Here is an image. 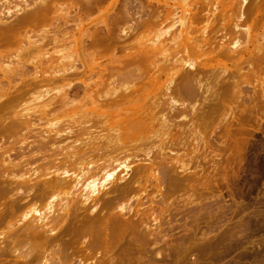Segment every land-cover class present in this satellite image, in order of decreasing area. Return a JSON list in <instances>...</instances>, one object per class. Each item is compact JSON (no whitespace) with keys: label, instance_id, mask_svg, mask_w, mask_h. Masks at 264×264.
I'll return each mask as SVG.
<instances>
[{"label":"bare ground","instance_id":"6f19581e","mask_svg":"<svg viewBox=\"0 0 264 264\" xmlns=\"http://www.w3.org/2000/svg\"><path fill=\"white\" fill-rule=\"evenodd\" d=\"M2 1H4V2H0L1 3L0 6H2L3 3L4 4H6V3L10 4L11 3L10 2L11 0L10 1L8 0V2H6V0H2ZM57 1L58 0H30L31 3H26L27 1H22L24 4H23V6H20V5H22L21 4L22 2H20V0H19V2H20L19 5L18 4L13 5V3H12L13 7L9 6L7 4L8 6L3 5L2 8H0V42L4 43L5 45L7 44V46H5L4 48H6V47L8 48V50H6L7 48L3 49L0 47V50L2 49L0 52H5V50L7 52L10 51L9 50V48H10L9 44L11 43L12 39H14L13 41H16V39L18 40L21 37L22 40L19 39L20 41L13 42L14 45H11V46L12 47L15 46L14 48L18 49L17 46L19 45V43L21 41H23L25 46H23L22 42L20 43V44H22V46L21 45L20 46L23 48H21L22 52H19L20 48L18 49L19 50L18 51L19 52L18 57L20 56L21 57V58L19 57L20 59L24 58L26 60V61L22 60L23 62L26 63L25 65H24V63L18 64L16 66H11V67L7 64L4 66L1 65L0 66V72L2 74L0 73L1 74L0 77L2 79H4V78L7 79V81H6L7 84L6 83L5 84L8 86V85L12 84L11 83L12 81H13V84H15L14 83L15 79H13V77L15 75H19V76L21 74L25 75V73L30 71V70H28V67H26L28 61H30V63H32L31 65H32V69H33V70H31V72H29V74L27 73L29 75L30 80L27 78L28 75H25V78L23 77L24 78L23 80H26V78H27V81L28 80L31 81V82H29V81L27 82L30 84H29V86H27L26 89H24V87H26L25 86L26 83H23L25 81L20 82L21 84H24V86L22 87L24 90H21V87H20V89L17 88L20 84H18L17 86L12 84L8 87L6 86L7 88L4 91L3 89L5 88L4 87L5 84L1 83V84H4V86H3L4 88L2 87V85H0V89L2 90V91H0V96L2 98L4 96L6 100L4 98L1 99V97H0V100H3V101H0V114H2L5 111H7V113H8V110H11V108L9 106L8 110H6L7 109L6 107L8 105H10V103L14 106L15 103H17V100H19V97H21V96H22V99H24V98L26 99L29 96H32L33 99H41V102L36 106L37 111H38L37 112L38 116L36 115L37 117H40V115L44 114L43 112H45V114L47 112L46 115H48V112L51 111L48 108L52 106L51 104L54 105V103H56V102L57 103L58 102L63 103L61 105V107L63 105L68 106L71 103L72 107L74 105V107L76 109L77 105L75 106V103H72V101H73L72 97H74V96H75V98L77 96L80 97L79 94L82 92L83 94L82 95L80 94L81 95L80 101H82L83 95H87L89 97V98L87 97V99H91V100H89V102L91 101L90 103L92 105H94V108L96 107L95 105H97V107L104 105L103 108L105 106H107V107L105 109H103L101 106V108H102L101 110H104V111L106 110L107 112H105V113H108V111H110L111 113L113 112L112 117L114 115H116L117 113L119 114V116L117 114L116 119H115V117H113L116 120V121L114 120L115 121V123H114L113 118L111 116H110L111 117L110 119H108V117H106L108 120H106V118H105V116H109L111 114L110 112H109L110 114L108 113L109 115L108 114L107 115L101 114L104 111H101L100 108H98V109L95 108L96 111L99 110V112L98 113L96 112L97 115L92 116V117H94V120H93V118L91 120V115H92L91 113L93 111H90V110H94V108L91 107L90 110H88L89 108L87 107L88 109H85V111H84L85 113L84 112L83 113L87 115V112H88L89 113L88 116H90V117H88V116L86 117V115L85 116L83 115L84 119L81 118V120H78V119L76 120V122L79 121L80 124H82V123L84 124V125L82 124L83 126L80 125V127L77 126V127H79V129L76 128V129H78V131L76 129H74L75 126H73V129H72V126L68 125L65 128L57 127L56 129H52V130L44 132V131L36 130V129H33L30 127V125L32 124L31 120L33 119V117H31L32 115H31V113L29 114V112H26V111L24 112L22 110H21L22 112L17 111V110L16 111L12 110L14 113L12 114V113H10L11 112L10 111L9 113L11 114L10 115L11 117L9 116V118H7L8 115L6 116L3 113L7 119L5 120V118H3V116H1L2 118H0V121H1V119H4V121H1L2 123L0 122L1 123L0 124V139L3 137H4L3 139H5V137H7V139H9L10 137L13 136L14 138L16 137L18 140H16L17 141L16 143H14L13 141H15L16 138L15 139L13 138L14 140L13 141L11 140L13 142V144H11V145L8 144L9 146L0 147V264H87L88 259H86V257L90 258V257H88V256H90V254L89 255H87V254H88V252L92 253V249L94 250V247L100 248L102 246L103 249L102 248H100V249L105 250V252L108 253V251H111V247L113 248L112 245L113 244L115 245V243L118 241V239L121 236L126 237L127 231H128V233H129V231L130 232H133L134 230L137 231L136 228H138V226H140V225L141 226L143 225V223H141L143 219H142V216H140V215L146 214V212H148V211L150 212L151 210H153L152 207L146 208L147 206L145 207V209H143L142 207H144L143 206L144 200L141 201V199H140L141 195H143V197H144L145 195H148V193H150L151 190L150 191L148 190V192H147V189H148V186L151 185L153 182H154V186H155V189H153V190L156 191V193H157L156 196L160 197L159 199L156 198L157 199L156 202L162 203V204L164 202V200H162V201L160 200L162 197H164V195H162V192H161V188L163 189V187H161V186L163 185L164 182L167 181L165 179H167L170 175V172H172V170H171V169H173L172 161L175 160L177 162V158H178V160H180L179 159L180 155L179 156L176 155L178 153V151H175V149L179 148L180 145H182V147L187 145V142L189 141L188 140L189 137L193 138V139H194V136L196 139L198 137H200L199 142L201 141L200 143H202V145L207 144V142H208V138H207L208 136L207 135H206L207 137L205 136L206 138L204 140L203 138H201L202 136H199L197 134V128L198 127L199 128L204 127V126L207 127V124L209 123L208 120L210 119L209 117H208L209 119L208 118L205 119L206 118L205 116H207V115H204V111H208V110L207 109L204 110L203 106H202V108H203L202 109L201 106H199V104L201 102L203 103L205 101L211 102V98H212V100L214 98H218L219 93L216 94V92H219V90H221V89L216 91L217 90V89L215 90L216 87L214 86L215 87L214 88L212 86V84L213 85H216V84L212 83L208 79L209 76H206L207 72L209 70L208 69L206 70V68H205L206 65L204 62H202V59H207L210 56L203 58L204 56H206L205 54L209 55L210 53H214L212 56H214V55L223 56L225 58V60L226 59H229L232 61L235 60L238 63L240 61H243V59L245 57L244 55L247 54L249 57H250V55H253V57H250V59H251V58H254L255 53L253 51L255 49H257L256 53H257V51L259 53V50H260V48H259L260 46L258 47V46H255L253 44L255 40H253V38L250 34L251 32L249 30V26H248L249 25L248 22H250V21L254 22L255 21V20H253L252 16L253 15L256 16V13L259 12L257 4H255L254 2H253L254 4L250 3L252 0H129L131 4H133L132 1L133 2L137 1V4H135L136 11L133 10L137 16L135 17L134 15L130 14L125 9L126 11L123 15V20L125 21V24H127V25L124 26L123 28H121V30L119 31V30H117L119 25L115 24V22H114V25L118 26L116 29V32L119 31V33L122 34L123 40L126 42L125 43L123 41L125 44H127V42H128V44H130L129 42L131 41L130 40L131 38L128 39L130 41H126L125 39L130 37V35L132 33H134V31H135V33L136 32L140 33L142 30L141 34L144 35V36H142L144 39V42H142L141 45H139L140 47L136 45L139 48H136L134 50L140 49L139 51H137L138 55L136 58L133 57V55H131V54L136 53L133 50L134 44H132V41L130 44L131 46L128 44L125 45V44H123V42H122V44L119 43L121 45V47H122V45H124L121 50H123V49L125 50V48H126L127 53H126V51H125V53L128 54V55H126L124 53V50H123L122 54L124 53L125 58H123L122 60H124V62H125V60L129 61L131 63V66L129 68L128 66L130 65V63L129 62H128L129 64L124 63L119 58L118 61L119 62L121 61L120 62L121 66H124V64H127L128 66L125 65V67L127 66L128 68H125V67L121 68V66H118L115 63L114 65L115 66L117 65L118 67H120L121 70L117 69L118 67L116 68L114 66H113V69H111L112 67L110 66L111 70L108 69V71H112V72L115 71V72L119 73L122 71V69H124V70L130 69L129 72L125 70L127 75L129 74V76H130V75H132V73L134 71H136L135 67L137 65H139L140 71H136L133 76H130V77H133L131 79L128 76V78L130 79V81H129V79L127 78V75L125 76L126 73L123 70L120 74L121 76L119 75V77L124 78V76H125L126 78L123 79V80H125L124 82L126 83V81H128L130 83H127V86L122 85V86H119L118 88L117 87H115L114 89L112 88L113 89V90L111 89L112 92H110L108 94H103V97H101L102 99H100V96H102V95H100V96L97 94L95 95V93H97V92H95L94 90H95V87H97V85L94 84V86H93L94 88H91L87 82L84 83L85 80H83V79H81V81L79 80L81 82V85L80 84H73V82L72 83L66 82V84L61 89H59L55 93L51 94L50 91H48V89H47L48 88L46 86V84H48L47 82L50 81L51 83H53L54 80L56 81L59 79H60V81H63L61 79H63L65 76H66V78H64V79H67V78H69V77H67V75L72 76L73 74H76L77 72H75V70H78V69H75V67H74V66H76L74 63L75 61H72V62H65L64 61L65 59L69 58L68 57L69 54L68 55H66V54L60 55L59 57H57L54 60L50 57L51 60H50V58H48V60H47L46 56H48V53H46L47 51H45V53H44V47L47 46L48 44L45 46H42L41 44H43L44 42L41 43V41H44V40H42V39L39 40L40 39L39 37L41 35V37L43 38V35H46L45 33H47V32L49 35V32H51L48 30L49 28H47L48 31L45 30V33L43 32V34L37 33L38 35H36V32H34L35 29H33V28H32V30H33L32 36H28L27 33L32 31L30 29L31 27H35V26L40 27L41 30L43 31L44 28L42 29V26L45 25V22L48 20V17L49 16L51 17V14H54L53 12H51V11H53L52 8L56 7V6L58 7L55 10V12H56V15L59 16L57 14V11L58 12L63 11L64 6H66L65 3L69 2V0H67L66 2H65V0L64 1L60 0L61 3L65 2L64 3L65 5L62 6L63 3L60 5V1H58V2ZM74 1H78V3L80 1V5L83 8L82 12H84L85 9L90 10L93 7L94 8L96 7V10H97V6L99 7L100 4H102L106 0H74ZM111 1L112 2L114 1V3H116L118 0L117 1L111 0ZM111 1H107V3L108 2L112 3ZM125 1L123 0L124 3H125ZM12 2H15V1L13 0ZM54 3H55V5H56V3H58V4L56 6L54 5L53 7H51L52 4H54ZM69 5H71V4H69ZM219 5L221 6V9L217 10ZM59 6H61L60 11L58 10ZM78 6L79 5H77L76 7H78ZM113 6H114V4H113ZM124 8H127V7H124ZM124 8H121V9H124ZM104 9L106 10V8H103V10ZM65 11H66V9H65ZM65 11H63V12H65ZM77 12H75V13H77ZM49 13H50V15H49ZM69 13H68V15H69ZM1 14H2V16H1ZM117 14H119V13H117ZM74 15H72V16H74ZM77 16L78 15L74 16V18ZM255 16H254V18H255ZM5 17H8V18L11 17L13 19L12 20L9 19L10 21L7 19L8 20L7 21V20H5ZM53 17L56 18L55 15ZM68 17H70V16H68ZM68 17L62 18L65 20V22L61 21V25H60V23H58L56 21L57 22L56 26L62 27L63 22H64L63 25L70 22L69 20L71 19V17L69 18L68 22H66L67 21L66 18H68ZM74 18H72L71 22H73ZM77 18H79V16ZM261 19H262V17H261ZM261 19H259L260 22H261ZM56 20H58V19L56 18ZM78 20L79 21L76 23L77 26L79 24L81 25L82 21H84L83 19H81V17ZM80 20H82L81 23H80ZM126 21H128L129 23L131 22V23L128 25V23ZM47 22H46V25L47 24L49 25V23L51 24L52 21L48 22V23ZM74 22H75V19H74ZM40 23H42V24H40ZM199 24L200 25L202 24V25L200 26ZM122 25H123V22H122ZM65 26H64V29L68 28ZM46 27L47 26H45V29H46ZM61 27H59V28H61ZM40 28H39V30H40ZM51 28H53V27H51ZM54 28H55V26H54ZM54 28H53V32L56 31L55 30L56 28L55 29ZM22 29H24V30L26 29L25 32H27V33H24V31ZM27 29H30V30L27 31ZM107 29H106V31H108L110 28L108 30ZM137 29H141V30L138 31ZM20 30H22L21 33H19ZM37 30L38 29H36V31ZM39 30H38V32H39ZM62 30L60 31L61 33L57 31L58 33H60V36L63 32ZM66 30L67 29H65L64 32ZM42 31H40V32H42ZM86 31L87 30H85V32ZM66 32H68V31H66ZM66 32L62 34L63 37L61 36L62 38H65V40H67L66 35L68 34V33L66 34ZM78 32L81 35V34H83L84 30L81 31V29H80V31L78 30ZM22 33L26 34L27 37H25L24 34L22 35ZM16 34H18V35L16 36ZM20 34L22 36H24L27 40L26 39L23 40V38ZM34 34L39 39L36 36L33 37ZM55 34H56V32H55ZM64 34H66V35H64ZM79 34H77V35L79 36ZM136 34H133L132 36H136ZM48 35H47V37L45 36L46 38H48V40L50 39L49 38L50 36H53V38L51 37L52 39H50L49 42L46 39L47 43H49V44L52 43L54 46L55 43H53L54 42L53 39H56L54 37V33H53V35H51V33L49 36ZM77 35H75L76 37H73L74 41H76L75 38L76 39L80 38V37L78 38ZM87 35L88 34H86V36ZM100 35L102 36V34H100ZM116 35H115V38L118 40L119 37H121V36L118 37V35L117 36ZM57 36H58V34H57ZM83 36L85 37V35L83 34L80 38L81 40L83 39ZM109 36H111V35H109ZM13 37H15V38H13ZM31 37H33V38H31ZM61 37L59 39H60V41L62 40V42L64 43L65 40L63 41V39ZM71 37H69V38H71ZM89 37H90V35H88L85 38L88 39ZM98 37H99V35H98ZM34 38H36V39H34ZM43 39H45V38H43ZM120 39H122V37ZM46 40H45V42H46ZM89 40H90V38H89ZM51 41H53V42H51ZM69 41L72 42V40H69ZM74 41H73V43H75ZM55 42H58V40ZM62 42H60V44H59V42L57 43V47L59 45L58 48L61 47ZM68 42H67V44L69 45V43H71V42H69V43ZM82 42H84V40L80 41L81 44H83ZM95 42H96V40H95ZM100 42L101 41L97 40L96 43L100 44ZM70 45H69V47H70ZM77 45H75V47H77ZM113 45L114 46L112 48L109 46L111 48V52L113 51L112 53H110V51H109V53L112 55H114V53H115L114 51H116V49H114V48L116 45H118V43L117 44L113 43ZM39 46L43 47L42 52H41V50H40V52L38 51L40 49ZM78 46L81 47V45H78ZM83 46L81 48H83ZM128 46H130L133 51H131V49ZM42 47H41V49H42ZM63 47L68 48L64 45L61 48L63 49ZM84 47H86V46H84ZM92 47H94V46H92ZM95 47H97V46H95ZM95 47H94V49H92L93 51L91 50L90 47H88L90 49H89V51L86 50L87 52L85 51V49H81V48L80 49H81V52H82V50L85 52V53L84 52H82V53L85 54L86 56H89L88 54H90V55L92 54V56H95L94 53L96 54L99 52V50H101V49H99L101 47V45H100V47H97L98 49ZM88 48H86V49H88ZM110 48H109V50H110ZM128 48L130 49L129 50L130 53L128 51ZM35 49H37V50H35ZM62 49H61V52L64 50V49L63 50ZM80 49H78V51ZM96 49L98 50V52L96 51ZM31 50H33V51H31ZM23 51H25V52L23 53ZM26 51L27 52L29 51V54H31L34 51H35L34 52L35 54H36V52H38L37 54H39V58L37 61H35V64H33V62H34L33 58L29 57V58L33 59L31 62V60L26 59L27 57L26 58L23 57L24 55H26V56L28 55V53ZM58 52H59V50H58ZM73 52H75L74 47H73ZM261 52H263V53H261ZM21 53H23L24 55L23 54L21 55ZM76 53H78V52L76 51ZM82 53L80 54L82 56L78 55L81 58L83 56H85ZM100 53H101V51H100ZM260 53H261V54H259L260 57L257 58L256 61L257 60H260V61L264 60V50L263 51L260 50ZM0 54H2V53H0ZM13 54H14V52H13ZM75 55H77V54H75ZM96 55H100V54L98 53ZM101 55H103V54L101 53ZM202 55H203V57L201 58V60H199V59L197 61L195 60L196 57L198 58V57H201ZM257 55H255V56H257ZM86 56L83 57L82 59L80 58V60H84V58H86ZM129 56H131L130 59L134 58L133 63H132V59H131V61L129 59H127ZM1 57L2 56H0V58ZM37 57H38V55L36 56L35 59H37ZM91 57L89 56V58L91 60H93L94 58H95L94 60H96L98 58V57L97 58L96 57L91 58ZM122 57H123V55H122ZM19 58H18V60H19ZM73 58H72V60H73ZM3 59H4V57H3ZM3 59H2V61H3ZM42 59H44V60H42ZM75 59H76V57H75ZM111 59H114V58H111ZM245 59H246V57H245ZM248 59L249 58H247L246 61H249ZM254 59H252V60H254ZM85 60L88 61V62L85 61V64H86L85 67H87L88 65H91V64L94 65V63L96 64V61H97L96 60L94 62V60H93V62L91 63V60L89 61L87 58ZM22 61L20 63H22ZM42 61H45V64ZM47 61H48V63H50L49 61L53 62L52 67L47 66V67H49L48 69L53 68L52 70H50V72L45 67L48 64V63H46ZM57 62H58V64H57ZM13 63H12V65H13ZM54 63L57 65L56 66L53 65ZM72 63H74V64H72ZM82 63L84 66L83 61H81V64ZM109 63H110V65H113L111 63H114V62L113 61L111 62V60H110ZM50 64H48V65H50ZM134 64L136 65L135 67H134ZM235 65H237V64H235ZM83 66H82V70L84 71V69H86V68L85 67L83 68ZM92 66L88 67L89 71L87 73L90 74L92 72V70L94 69L93 68L94 66L93 67ZM213 67L209 68V69L213 70L214 69ZM91 68H93V69H91ZM131 68H133V69H131ZM204 68L207 71V72H204L205 75L203 73ZM29 69H31V68H29ZM115 69L120 70V71L118 72ZM220 69L223 70V72H224V70L226 71V68L223 69L221 67ZM26 70H28V71H26ZM131 70H134V71H132V73H130ZM123 72H124V74H123ZM137 72H140V73H138V75H137ZM213 72L215 73L216 71H212V74H214ZM70 74H72V75H70ZM201 74H202V79H201ZM122 75H124V76H122ZM135 75H137V76L134 77ZM203 75L205 76V78L208 77L207 79L210 81V83H212V84H210V86H212L214 89H212V87L209 86L208 81L206 82V80H204ZM97 76H99V75H97ZM161 76H163V78L166 76L164 78V81L162 80ZM21 77H22V75H21ZM72 77H70V78H72ZM99 77L96 78V80L99 79V81H100V78L102 76L100 78ZM139 78L141 79V81L138 80ZM217 78L218 77L210 78V79L211 80L214 79V81L216 82ZM132 79H134V82H132L133 81ZM20 80H22V78ZM91 80H92V78H91ZM67 81H69V80H67ZM135 81H136V83H135ZM137 81H139V82H137ZM56 82H54V83H56ZM94 82H96V81H94ZM203 82H205V84ZM133 83L136 86L133 85ZM216 83H218V82H216ZM143 85L147 87V89H144V91H146V93L142 92V94H141V91H140V94H139V92H136L138 88H140V89H138V91L143 89V87H144ZM218 85H220V87H218V88H221V84H218ZM15 86L19 90H17L16 88L13 89V87H15ZM91 86H92V84H91ZM90 88L93 89L94 93H92L91 90H90L91 92L88 91V89H90ZM30 89L33 90L31 92V95L29 93L31 91ZM148 89H150V91ZM211 89L214 90L215 92L212 91ZM11 90H13L14 94H16V95H13ZM223 90L224 89H222L221 92H223ZM15 91L17 93H15ZM87 91H88V93H87ZM135 92L137 93L136 96H135V94H136ZM147 93H149V94L146 95ZM205 93H208V94L206 95ZM10 94H12L13 96H9ZM91 94H92V96H91ZM23 95H28V96L23 97ZM133 95L135 96V99H134ZM138 95H140V97L142 96L143 99L140 98ZM220 95H222V93ZM8 96H9V98H8ZM93 96H98L99 98L98 97L94 98ZM137 96L139 97V99L141 101L136 100V99H138ZM10 97H12V98H10ZM84 97L85 96H83V100H84ZM220 98H222V97H219L217 100L219 101ZM69 99H72V101H70ZM92 99H94V103H92L93 102ZM97 99H99V101ZM74 100H76V99H74ZM215 100L216 99H214L213 101H215ZM13 101H15L14 104H13ZM95 101L97 102V104H95ZM100 101H102L101 105L99 104ZM222 101H223V99H222ZM19 102H21V99L18 101V103ZM82 102H84V101H82ZM89 102H86V103H89ZM196 102H198V103L200 102V103L197 106H195ZM84 103H82L83 106L85 105ZM67 106H65V107H67ZM68 107H71V105ZM110 107H111V110H109ZM215 107H216V105H215ZM107 108H108V110H107ZM112 108L114 111L112 110ZM4 109H5V111H4ZM12 109H14V108L12 107ZM53 109L55 110L56 108H53ZM39 111H41L40 115H39ZM115 111H116V113H115ZM119 111H122V112L120 113ZM44 115H43V117H44ZM121 115L124 116V118L122 117L119 119V117ZM202 115H203V118L205 117L203 119V122H204V120H206V122H208L207 124L202 122V120H201L202 118H200V117H202ZM95 116H96V119H95ZM97 116L99 117V119H97L98 118ZM100 116H104L103 117L104 119L102 118L103 121L100 120ZM187 116H188V120H191V119H189L190 117H194L196 120V117L198 116L197 118H199L201 121L196 120L197 123H195L196 121L194 123L190 121L191 122L190 128H185L187 126L189 127V125L184 126L181 124L182 126H180V124L178 123L179 120L177 121V119L180 118V122H182L183 124H186V123H184L185 121L183 122V120H181V119H183V118L186 119ZM69 118H70V116H69ZM175 118H177V119L175 120ZM34 119H36V118H34ZM99 120H100V124H102V123L104 124L108 121L111 123L110 120H112V124H110L108 126V124H109V122H108V123H106L107 125L106 124L100 125V126L95 125L97 123L99 124ZM174 120L178 124H176L174 122ZM192 120H194V119L192 118ZM79 122H77L78 124L77 123L76 124L79 125ZM116 122H117V124H116ZM201 123H203L204 125L202 126ZM91 125L94 127L93 131L96 130L95 133L97 131H99L100 133L95 134L91 129V127H92ZM111 125H113L114 128ZM115 125H117L116 129H115V127H116ZM86 126H91L90 127L91 132L88 130L89 127L86 128V130L89 132L85 131ZM101 126L103 129H105L104 127H106L107 130H108V128L110 129L112 127L114 132H112V129H110L111 133L106 131V129L103 132V130L100 129ZM154 126H157V128L155 127V129H154ZM95 127H97V129ZM98 127H100L99 129L104 134L103 133L101 134V131L98 129ZM172 127L177 128L178 129L177 131L179 133L176 134L175 132H172L175 130V129L172 130ZM191 127H193V128H191ZM80 128H81V130H80ZM136 130L138 132H140V131L141 132L138 133ZM201 131L203 132V129ZM134 132L139 134V136L137 135L138 137L136 136V138H135L134 135H136V133H134ZM187 132H188V135H187ZM92 133H94V134H92ZM196 134L198 135V137H196ZM7 139H5V140H7ZM60 141H62V142H60ZM63 141H65L64 142L65 144L63 143ZM190 141H191V139H190ZM136 142H138V145L136 144ZM209 142H210V140H209ZM1 143L3 144V142H1ZM57 143H59V144H57ZM147 143H149V144L151 143L153 145V147L149 146V144H148V146H149V149H148L147 148L148 146H146ZM196 143L198 144V141ZM55 144H57V145H55ZM60 144H61V146L58 148V146ZM142 144H146L145 149L146 148L147 149L143 152V155L139 156V153L137 154L136 151L137 152L142 151V149L139 148L140 147L139 145H141V147L143 148L144 145H142ZM197 144H196V146L198 147L199 144L198 145ZM60 148H61V150H63V148H65L66 150H63L65 152H62V154H61L60 153L61 151L59 152V150H58ZM138 148H139V151H138ZM152 148H155V150L154 149L152 150ZM134 149L136 151H133ZM130 151H132V152H130ZM166 151H169L171 153L173 151H175V156H172L171 154H167ZM63 153H66V154L63 155ZM140 154H142V152ZM182 154L183 153H181V155ZM183 158H184V156H183ZM173 163H175V162H173ZM186 165H181L183 167L180 166L181 167L180 170L182 168H184V166H186ZM174 170H176V167ZM173 172H175V171H173ZM168 179L171 181L170 178H168ZM175 181H177V180L175 179ZM172 188H174V187H172ZM152 192H154V191H152ZM127 193H129V194L131 193L130 196L134 195V197H132V199L133 198L134 199L130 201L131 197L129 198V196L127 195L128 196V198H127V196L125 195ZM132 193H133V195H132ZM166 193H167V191H166ZM124 195L126 196V198L123 197ZM118 196L119 197L122 196L125 200L127 199V201L123 202L122 200H124V199L121 197L120 200L122 199L121 200L122 202L118 204V202H119L118 201L117 204H115ZM145 197H147V196H145ZM150 199H149V201H150ZM151 202H153V201L151 200ZM151 202H149V203H151ZM152 212L150 214H152ZM126 213L127 214L130 213L128 215L129 216L128 218H126L127 217L125 215ZM124 215H125V217H124ZM135 216H139L140 217L139 220L136 219L137 221H135V218L133 220L132 218ZM123 217L126 219H124ZM143 217H144V215H143ZM76 225L82 226L81 229L82 228L83 229L81 230ZM147 225H148V223H147ZM75 226L77 227V231H78V228H79V230H81L80 235H83V234L88 235V238H86L84 236L88 240L84 241L85 238L82 239L81 238L82 236L79 237L80 236L79 234H78V236L75 237L76 241H71L72 238H74V236H72V238L70 237L71 242L77 243V239L80 238V240L82 239L83 242H82V240L81 241L79 239L78 240H79V242H82L83 244H79V242H78L79 245L71 244L73 247L76 246L77 250L76 249H74V250L78 251V253L81 252L80 254H82V255H80V257H77L76 259H75V256H77V255H75V256L73 255V258H70V260L68 261L69 256L72 253L71 252H70L71 254L68 253L69 256L67 257L64 253L69 252L70 249H68V251H64V252L62 251L63 253L61 252V254H64L63 256L59 255L60 252L58 250H59V248L61 250V248L63 247V245H62V247L60 246L61 244H59V243H61V242H59V241L62 240V242H63V239H60V236L62 235L61 233H63V232L65 233V231L69 230V228L75 229L74 228ZM170 229H171V227H170ZM138 230H139V228H138ZM83 231H84V233H82ZM147 231H149V229ZM70 232H71V235H73L72 231H70ZM85 232H87V233H85ZM156 233H154V234H156ZM123 234H125V235H123ZM140 234H141V232H140ZM151 235H153V234H151ZM66 236H68V235H66ZM89 237H90V240H89ZM61 238H64V236ZM75 238H74V240H75ZM131 238H133V237H131ZM65 239H67V238H65ZM68 239H69V236H68ZM120 240L121 239H119V242H120ZM71 242H69V243H71ZM64 243H66V242H64ZM58 244H59V247H58ZM65 245H64V249H65ZM81 245H83V246H81ZM147 245H148V243H147ZM80 246H81V248H78ZM68 248H71V247L69 246ZM79 249H81V250L83 249L84 251L85 250L86 251L90 250V251H88L87 254H85L86 251L84 253H83V251L79 252ZM132 249H134V248H132ZM142 249H143V251L145 250L144 247ZM56 250L59 252V253H57L58 255L54 254V253H56ZM71 251L73 252V249H71ZM143 251H141V252H143ZM105 252L103 251L104 254H106ZM121 252H122V250H121ZM123 252H124V250H123ZM138 252H140V251H138ZM101 253L102 252H100V255H101ZM53 254L55 256H52ZM56 255L58 257H56ZM107 255H105V256H107ZM137 255H138V253H137ZM59 256H61L60 257L61 259L64 256H66L68 259L66 260V257H64L62 261H65V262H62L61 259L59 258ZM110 256L107 259L110 258L109 260H111ZM70 257H72V255ZM118 257H119V255H118ZM133 257H131V258H133ZM135 257H136V255H135ZM99 258H98V260L95 259L96 262L100 260ZM101 258H102V256H101ZM141 258H140V260H141ZM104 259L106 260V258H104ZM104 259L102 258V260H104ZM117 259H119V258H117ZM127 259H126V261H128ZM109 260H107L105 262L103 261L102 263L100 262V264H109L110 262L112 263L114 261V259H112L113 261H110V262H109ZM120 260H117V261H120ZM119 263L117 262L116 264H119ZM122 263H125V261ZM129 263H130V261H129ZM131 264H133V263H131Z\"/></svg>","mask_w":264,"mask_h":264},{"label":"rangeland","instance_id":"374dc122","mask_svg":"<svg viewBox=\"0 0 264 264\" xmlns=\"http://www.w3.org/2000/svg\"><path fill=\"white\" fill-rule=\"evenodd\" d=\"M12 1L13 0L10 1L11 5L9 3H6V4L3 3L2 6L3 5L6 6L8 4L9 6L13 7V5H15V4L19 5L20 2H22V1H27L26 3H31L32 2V1L30 2V0H20V2H19V0H14L15 2H12ZM58 1H60V0H58ZM61 1H60V5L62 3H63L62 6H64L66 4V6H64V8H63V11H65V9H66V11H67V12L65 11L66 13L63 12V11H60L61 10L60 9L61 6H59L58 10L60 12L57 11V14L59 15V16H57L55 10L58 8L56 6L58 3H56V5L54 3V4H52V6L50 5L51 7H53L54 5L56 6V7H53L52 8L53 11H51L54 14H51V17H50L49 16L50 13H49V15H48L49 17H48V20H47L48 22L52 21L51 24L49 23V25L48 24L46 25L47 21L46 22L44 21L45 25L42 26V29L44 28L43 31L38 26L30 28L31 30H32V28L35 29L34 32H36V35H38L39 33L43 34V32L45 33V30H47V28H49L48 30L51 31V32H49V35H50V33H51V35H53V33H54V37L58 40L59 44H60V42H62V40L60 41L59 38L61 36L63 37L62 34L65 33L66 31H68V32H66V34L68 33L67 35L64 34V35L67 36V40H65V38L61 37L63 39V41L65 40L64 43L63 42L61 43V47L63 45L68 47V48H64L63 47L64 50L61 47L58 48L59 45L57 47V43L58 42H55V41H57L56 39H53L54 42L51 41V42L55 43L54 46H53L52 43H50L51 45L49 43H47L48 38H46V37L48 35V32L45 33L46 35H43V38H45V39H43L41 37V35L39 37L40 39L35 34L33 36V37L36 36L39 40H41V39L44 40V41H41V43L44 42L43 43L44 45L41 44L42 46H45V45L48 44L47 46L44 47V53H45V51H47L46 53H48V56H49V57L46 56L47 60L50 57L54 60L57 57H59L60 55H65V54L68 55L69 54L68 55L69 58L65 59L64 61L65 62L75 61L74 63H75L76 66H74V67H75V69H78V70H75V72H77L76 74H73V73H72L73 75L70 74L73 77L67 75V77H69V78L72 77L70 79L69 78L64 79V78H66V76H65L63 79H61L63 81H60V79H59V80H56L57 82L54 80V82H56V83H54V82L51 83L50 81L47 82L48 84H46V86L48 87L47 88L48 91H50L51 94L55 93L56 91L61 89L66 84V82L67 83L68 82L69 83L73 82V84H80L81 85L80 81H81V79H83V80H85V82L83 80L82 81L84 83L87 82L91 88H94L93 87L94 84L97 85V87H95V90H94L95 92H97V93H95V95L96 94L99 95V96L102 95V96H100V99H102L101 97H103V94H108V93L112 92L111 91L112 88L113 89L115 87L118 88L119 86H122V85H126L127 86V83H130V82L126 81V83H125L124 82L125 80H123V79L126 78L125 76L127 75V73L125 72L126 69L125 70L122 69V71L124 70V72L126 73L125 76L122 75V76H124V78L123 77H119V75L121 74L122 71L119 72L121 69L118 66H121V63H120L121 61L124 62V60H122V59L125 58L124 57L125 51L127 53V50L125 48V50L123 49L124 53L122 54L123 50H121V49H122V47L124 45H122V47H121V45L119 43L122 44V42L124 40H123L122 34L119 33V31L121 30V28H123L124 26L127 25V24H125V21L123 20V15H124L126 10L130 14L134 15L135 17L137 16L135 14V12H134V11H136L135 4H137V1H135V2L132 1L133 4H131L129 0H126V1L124 0L125 3H126L125 4L123 2V0H118V1L116 0L117 1L116 3H114V1L112 2L111 0H106L102 4H100V6H99L100 8L97 6V10H96V7L95 8L93 7L90 10H86L85 9L84 12H82L83 8L80 5V1H79V3H78V1H74V0H73L74 2L72 0L71 1L69 0L68 3H65L67 0H65V2H62V3H61ZM107 1H111L112 3H110V2L107 3ZM0 2H4V1L1 0ZM6 2H8V0H6ZM253 2L255 4H257L259 12L256 13V16L255 15L252 16L253 20H255L254 21L255 23L253 21H250V22H248L249 23L248 26H249V30L251 32L250 34H251L253 40H255L253 44L255 46H258V47L260 46L259 47L260 50L263 51L264 50V0H256V1L252 0L250 3H253ZM12 3H13V5H12ZM21 4L22 5H20V6H23L24 3L22 2ZM69 4H71V5H69ZM113 4H114V6H113ZM77 5H79V6L76 7ZM2 6H0V8H2ZM102 7L106 8V10L105 9L103 10ZM124 7H127V8H124ZM219 7L217 8V10L221 9L220 5H219ZM121 8H124V9H121ZM86 11L87 12L89 11V12L87 13ZM75 12H77V13H75ZM68 13H69V15H68ZM117 13H119V14H117ZM54 15L56 16V18L58 20H56V18L53 17ZM72 15H74V16L78 15L79 18H77L78 16L74 18V16H72ZM1 16H2V14H1ZM68 16L71 17L70 20H69L70 17H68ZM254 16H255V18H254ZM64 17H68V18H66L67 19L66 22H68V20L70 21V22L66 23L67 25L65 24L66 26L63 25L65 20L62 19V18H64ZM80 17L84 21L80 20V23H81V21H82V23H81V25L78 23L79 25L77 26L76 23L79 21L78 19H80ZM261 17H262V19H261ZM72 18L75 19V22H74V19H73L74 23L71 22ZM7 19L8 20L9 19L12 20L13 18L5 17V20H7ZM259 19H261V22H260ZM56 21L58 23H60V25H61V21H64L62 23V27L59 26L61 28L56 26L57 25ZM114 22H115V24L119 25V27L117 25L115 26ZM122 22H123V25H122ZM126 22L128 23V25L131 23V22L129 23L128 21H126ZM40 24H42V23H40ZM45 26H47L46 29H45ZM50 26L53 27V28L55 26L56 29L55 28L54 29L56 30L55 31L56 34H55V32H53V28H51ZM64 26L68 27V28H65V29H67L65 32H64V30H65ZM117 27H118V29H117ZM39 28H40V30H39ZM107 28L108 29L110 28V29L108 30ZM30 29H27V31L30 30ZM36 29H38L39 32H38V30L36 31ZM77 29L79 31H80V29H81V31L84 30L83 34L85 35V37L90 35V37H89L90 40H89V38L87 39L84 36H83V39L81 40L80 38H81V36L83 34L80 35ZM106 29L108 31H106ZM116 29L119 30V31L116 32ZM22 30L24 31V33H27V32H25L26 29L25 30L22 29ZM22 30H20L19 33H21ZM61 30L63 32H62V34L60 36V33H61L60 31ZM85 30H87V31L85 32ZM137 30L140 31L141 29H137ZM40 31H42V32H40ZM57 31L60 32V33H58ZM30 32H29L30 34L27 33L28 36H32L33 30L30 31ZM24 33H22V35ZM136 33L134 31V33H132L130 35V37L125 39L126 41H130V40L132 41V44H134L133 45L134 46L133 50L136 49V48H139L140 47L139 45H141V43L144 42V39L142 37L144 35L141 34L142 30H141L140 33L139 32H136ZM57 34H58V36H57ZM77 34H79V36ZM86 34H88V35L86 36ZM100 34H102V36ZM116 34L118 35V37L121 36L122 39H120L121 37H119V39L117 40L115 38ZM133 34H136V36H132ZM17 35L18 34H16V36ZM24 35H25V37H27L26 34H24ZM75 35H77L78 38L80 37L79 39L75 38L76 41H74V38H73V37H76ZM98 35H99V37H98ZM109 35H111V36H109ZM68 36L69 37L72 36V37L69 38ZM25 37L22 36L23 40L26 39ZM33 37H31V38H33ZM51 37L53 38V36H50L49 38L52 39ZM13 38H15V37H13ZM19 39H21V37ZM19 39L18 40L16 39V41L17 42L20 41ZM34 39H36V38H34ZM50 39L48 40V42L50 41ZM68 39L72 40V42L69 41ZM128 39H130V40H128ZM13 40L14 39H12L11 43L9 44L10 46L8 45L10 47L9 50L11 52L10 51H8V52L6 51V50H8L7 47H6L7 49L4 48L5 46H7V44L5 45L4 43L0 42V47L3 48V49H6L5 52H0V53H2L4 55L3 56L2 54H0V56H2L0 58V60H1L0 61V66L1 65L4 66V65L7 64V65H9L11 67V66H16L18 64H23V63H24V65L26 64L25 62L22 61V60H25L24 58L20 59L21 57L20 56H19L20 58L18 57V53L22 52L21 51V48H23V47H21L22 44H23V46H25L24 42L21 41L22 44H20L21 43L20 42L19 45L17 46L18 49L20 48L19 49L20 51H19L18 49L14 48L15 46H13V47L11 46V45H14L13 42H16V41H13ZM45 40H46V42H45ZM79 40L80 41L84 40L85 43L82 42L83 44H81ZM95 40H96V42H97V40L101 41L100 44L96 43ZM68 41L71 42V43H69ZM73 41L76 44L73 43ZM131 41L129 42L130 44H131ZM67 42L69 43V45L71 44L70 47L67 44ZM124 42H123V44L126 43V42L125 43ZM113 43L114 44L118 43V45H119V46L118 45L115 46L114 49H116V51H114L115 52L114 55L110 54V53L113 52V51L111 52V48L114 46ZM74 44L75 45H77V44L81 45V47L84 45L86 47L83 46V48H81L78 45H77V47H75ZM127 44H128V42H127ZM127 44H125V45H127ZM130 44H128V45H130ZM100 45H101V47H100ZM136 45L139 46V47H137ZM42 46H39L40 47V49L38 48L39 52H40V50H41V52L43 51V47ZM92 46L100 47L99 49H101V50H99V52L97 50L98 48L95 47V48H97L96 51L100 55H96L98 53L95 54L94 52L93 53H94L95 56H92V54L91 55L88 54L90 57L92 56L91 58H94V57H96V58L98 57V58L96 59L97 61L94 60L95 58L93 59L94 62L96 61V64L94 63V65L91 64V65H88L87 67H85V65H86L85 61H87L85 59L87 58L89 61L91 59L89 58V56H86L85 54H83L82 52H84V51L82 50V52H81V49H85V51L86 50L89 51L90 48H91V50L94 49V47H92ZM130 46H128V47L131 49V51H133ZM41 47H42V49H41ZM73 47H74V51L75 52H73ZM88 47H90V48H88ZM86 48H88V49H86ZM109 48H110V50H109ZM129 48H128V51L130 50ZM61 49L63 50L62 52H61ZM78 49H80L79 50L80 52L78 51ZM33 50H31V51H33ZM35 50H37V49H35ZM58 50H59V52H58ZM139 50L138 49L134 50L136 53L135 54H131V55H133V57L136 58L137 55H138L137 51H139ZM256 50L257 49H255L253 51L255 53L254 54V58L255 59L254 58L250 59V57H253V55H250V57H249L246 54L244 56L246 57V59L249 58L248 59L249 61H246V59L244 57L243 61H240L241 63L240 62L237 63L235 60L234 61L229 60V59L225 60V58L223 56H219V55L212 56L214 53H210L211 55L210 54L209 55L205 54L206 56H204V57L202 55L201 57H198V58L196 57L195 58V60L197 61L198 59L201 60L202 57L206 58L207 56L208 57L210 56L207 59H202V62H204L205 65H206L205 66L206 70L207 69L209 70L207 72L205 70V68H204L205 71L203 70V73L207 72L206 76H209V78L208 77L205 78V76H204L205 73L203 75V78H204V80H206V82L207 81L209 82L208 83L209 86H210V84L215 83L217 86L213 85V84H212V86L216 87V88L214 87L215 90L217 89L216 91H218L219 89H221V90L224 89L223 92H221V90H219V92H216V94L219 93L218 94V98L222 97V98H220L221 101L220 100L218 101L217 100L218 98H214L216 100L213 101L214 99L212 100V98H211V102H208V101L206 102L205 101L203 103L199 102L200 104L198 102H196L197 104L195 103V106H197L199 104V106H201V108L203 106L204 110H206V109L208 110V111H204V115H207V116H205L206 118L205 117L204 118L207 119L209 117L210 118V119L208 118L209 119L208 120L209 123L206 122V120H204V122H203V119H204L203 115H202V117H200V118H202L201 120H202L203 123H205V124L208 123L207 127L204 126V127H200V128L198 127L199 129L197 128V134L199 136H202L201 138H203L205 140V138L208 136L207 137L208 138L207 144H203L202 145V143H200L201 141L199 142V138L200 137H198V135L196 134V137H198L197 139L195 138V136H194V139L189 137L188 138L189 141L187 142V145H185L183 147H182V145H180L179 148H176L177 150L175 149V151H178V153L180 152L179 154L178 153L176 154L178 156L180 155V157H179L180 160H178V158H177V162L175 160L172 161L173 169H171L172 172H170V175L168 177V178L171 179L172 182L167 178V179H165L167 181L164 182L163 185L161 186V187H163V189L161 188V192H162V195H164V197H162L160 200L161 201L164 200L163 204L156 202L157 199H159L160 197L156 196L157 193H156L155 190H153V189H155L154 182H153L151 185L148 186V189H147V192H148V190L149 191L151 190L150 191L151 194L148 193V195H145L147 197H145V196L143 197V195H141V197H140L141 201L144 200V202H143V206L144 207H142L143 209H145L146 206H147L146 208L152 207V209H153L150 212L148 211V212H146V214H143L144 217H143V215H140V216H142V219H143L142 222H141V223H143V225H142L143 227L140 225V226H138L139 230H138V228H136L137 231L136 230H134L133 232L129 231V233L127 231L128 234L126 233V237L125 236H123V237L121 236L119 238V239H121L120 242H119V239H118V241L115 243V245L114 244L112 245L113 248L111 247V251H108V253H106L105 250H102L103 249L102 246L100 247L102 249H100L99 247H94V250L92 249V253L88 252L90 250H88V251L85 250L86 251L85 252L83 249L82 250L79 249V252L83 251V253L85 252V254H87V252H88L87 255L90 254V256H88L90 258L86 257V259H88L87 260V264H89V263L90 264L91 263L92 264H97V263L100 264V262L102 263L103 261L105 262V261L109 260L110 258L109 259H107V258L110 255H111L110 256L111 260H109V262L113 261L112 259H114V261L112 262L113 264H116L117 262L118 263L120 262L119 264H131V263H133V264H140V263L141 264H264V60H261V61L257 60L256 61V59L260 57L259 54L263 53V52L260 53V50H259V53H258V51L256 53ZM29 51L28 52L26 51L29 56L28 55L26 56V55L23 54L25 51H23V53H21V55L23 54L24 55L23 57H25V58L27 57L26 59L31 60V62L34 59L33 60L34 61L33 64H35V61H37L38 58H39V54H37L38 52H36L38 57H37V59H35L36 56H37L34 53L35 51L32 52V53L30 52L31 54H29ZM76 51L79 54L76 53ZM100 51H101V53L103 55H101ZM109 51H110V53H109ZM13 52H14V54H13ZM81 53L86 56V58H84V60H80L81 57H79V56H82V55H80ZM129 53H130V51H129ZM75 54H77V55H75ZM122 55H123V57H122ZM126 55H128V54H126ZM255 55H257L258 57L255 56ZM85 56H83V57H85ZM3 57H4V59H3ZM29 57H31L33 59H31ZM75 57H76V59H75ZM130 57L131 56H129L128 58L126 57V58L131 61L132 58L130 59ZM18 58H19L20 61L18 60ZM51 58H50V60H51ZM72 58H73V60H72ZM111 58H114V59H111ZM119 58L121 59L120 62L118 61ZM2 59H3V61H2ZM133 59H132V63L134 61ZM252 59H254V60H252ZM42 60H44V59H42ZM93 60H91V63L93 62ZM110 60H111V62L112 61L114 62V63H111L113 65H110V63H109ZM10 61L12 63L14 62L13 65H12V63ZM21 61H22V63H20ZM45 61H42V62H44V64H45ZM81 61L84 62V66H83V63L81 64ZM49 62L51 64L48 63V61H47L46 63H48L50 65L47 64L45 67L50 72V70H52L53 68H50V69H48V68L50 66L52 67V63L53 62H51V61H49ZM128 62L129 61L125 60L124 63H128ZM29 63H30V61L27 62L26 67H28V70H30L29 72H31V70H33L32 69V65H31L32 63H30V64ZM74 63H72V64H74ZM115 63L118 66L117 65L115 66L114 65ZM234 63L237 64V65H235ZM57 64H58V62H57ZM57 64L54 63L53 65L56 66ZM135 64H134V67L136 66ZM81 65L83 66V68L84 67L86 68V69H84V71L82 70V66ZM125 65H127V64H124V66H121V68L125 67ZM47 66H49V67H47ZM89 66L90 67L92 66L94 68V69L91 68V69H93L92 72H91L92 74L91 73L90 74L87 73L89 71L88 70ZM113 66L116 67V68L118 67L117 69H120V70H116L115 69L119 73H117L115 71H113V72L112 71H108V69H110V68L113 69ZM127 66L125 68H128V67L130 68L131 63H130V65L128 67ZM137 66L135 67V70L136 71H140L139 70V65H137ZM212 67L214 68L213 70L209 69V68H212ZM221 67L223 69L226 68V71L224 70V72H223V70L220 69ZM29 68H31V69H29ZM133 68H131V69H133ZM28 70H26V71H28ZM126 71L129 72L130 69L126 70ZM132 71H134V70H131L130 73H132ZM136 71H134L132 73V75H130V76H133ZM212 71H216V72L215 73L213 72L214 74H212ZM29 72H27V73L29 74ZM124 72H123V74H124ZM27 73H25V75H28ZM138 73H140V72H137V75H138ZM202 74H201V79H202ZM21 75H22V77H21ZM21 75L20 76L19 75H15L13 77V79H15L14 80L15 84H13V81L11 83L13 85H16V86L18 84H20L17 88L20 89V87H21V90H24V89L27 88V86H29L30 83H27V82L30 79H29V75H28V77L27 76L26 77L29 80L27 81V78H26V80H23L25 78V75L24 74H21ZM97 75H99L100 77L102 76V77L100 78ZM137 75H135L134 77H136ZM74 76L75 77L77 76V77L75 78ZM128 76H129V74L127 75V78H128ZM98 77L100 78L101 82L99 81V79L96 80V78H98ZM161 77H162V80L164 81V78L166 76L164 78H163V76H161ZM216 77H218L216 79L217 80L216 82H218V83H216L214 81V79H212V80L210 79V78H216ZM21 78H22V80H20ZM91 78H92V80H91ZM131 78H133V77H130V79ZM140 78L138 80L141 81ZM207 78L212 83H210V81ZM0 79H1L0 80V85H2V87H3L4 84L6 83L7 79L4 78L5 79L4 80L1 77H0ZM130 79H129V81H130ZM67 80H69V81H67ZM132 80L131 81L134 82V79H132ZM21 81L22 82L25 81L23 83H26V85H25L26 87H24V89L22 88L24 86V84H21L20 83ZM94 81H96V82H94ZM29 82H31V81H29ZM137 82H139V81H137ZM1 83H4V84H1ZM135 83H136V81H135ZM203 83L205 84V82H203ZM6 84L4 86L5 88L3 87L4 91H5V89L8 86L12 85V84H10V85L7 86ZM91 84H92V86H91ZM218 84H221V88H218V87H220V85H218ZM133 85H135V84L133 83ZM16 86L13 87V89L16 88ZM212 86H210V87H212ZM144 87H143V89H141L139 91H138V89H140V88H138L136 92H139V94H140V91H141V94H142V92L146 93V91H144V89H147V87L146 86H144ZM213 87H212V89H214ZM91 88L88 89V91L91 90L92 93H94L93 89H91ZM19 89H17V90H19ZM30 90L31 91L29 93L31 95V92L33 90L32 89H30ZM148 90L150 91V89H148ZM0 91H2V90L0 89ZM11 91H12L13 95H16V94H14L13 90H11ZM88 91H87V93H88ZM212 91H214V90H212ZM15 93H17V92L15 91ZM221 93H222V95H220ZM12 94H10L9 96H13ZM80 94L82 95L83 93L81 92ZM80 94H79L80 97H78V96L76 98H75V96L72 97L74 102L72 101V99H69L70 101H72V103H75V106L77 105L76 109H75L74 105H73L74 108L72 107L71 103L68 105V106L71 105V107H68L67 105H65V106L68 107L67 108L64 105L61 107V105L63 103H60V102L57 103L56 102L57 104L56 103H54V105L51 104L52 106L48 108L51 111H49L47 109L49 111L48 115H46L47 112H46V114H45V112H43L46 116L44 114H42V113H41L42 115H40L41 111H39L40 117H37L38 116V113H37L38 111H37V107L36 106L41 102V99H33L32 96H29L26 99L25 98L22 99V96H21V97H19V100L21 99V102L18 103L19 100H17V103H18L17 104V103H15V101H13V104L15 103L14 106L10 103V105H8L6 107L7 109L5 108L6 110H8V107L10 106L11 110H8V113H7V111H5V109H4L5 112H3V113L6 116L8 115L7 118H9V116L11 115L10 113L13 114L14 113L13 111H16V110L17 111H21L22 110L24 112L25 111L29 112V114L31 113V115H32L31 117H33V119L31 118L32 119L31 120L32 124L30 125V127L33 128V129H36V130L44 131V132L52 130V129H56L57 127L65 128L68 125L69 126L71 125L72 129H73V126H75L74 129H76V128L79 129L80 125L83 126L84 124L82 123L83 124L82 125V124H80L79 121H77V122H79V125H77L78 123L76 122V120L77 119L81 120V118L84 119V116L86 115V114H84L85 113L84 112L85 109L89 108L88 110H90L91 107L94 108V105H92L90 103L91 101L89 102V100H91V99H87V97H88L87 95H83V96L86 97V98L84 97V100H83V96H82V101H84L85 103L80 101L81 100V95ZM148 94L149 93H147L146 95H148ZM205 94L207 95L208 93H205ZM28 95H23V97L28 96ZM136 95H137V93L135 94V96ZM9 96H8V98H9ZM91 96H92V94H91ZM135 96H134V99H135ZM138 96L140 97V95H138ZM138 96H137L138 99H136V100L141 101ZM93 97L96 98L98 96H93ZM3 98L5 99L4 96H3ZM3 98L1 97V99H3ZM10 98H12V97H10ZM140 98L143 99L142 96ZM74 99H76V100H74ZM222 99H223V101H222ZM97 100L99 101V99H97ZM0 101H3V100H0ZM92 101H93L92 103H94V99H92ZM86 102H89V103H86ZM101 102L102 101H100V103H99L100 105H101ZM82 103H84L85 105L83 106ZM95 104H97L96 101H95ZM215 105H216V107H215ZM95 106H96L95 108H97V109L100 108V110H101L104 105H101L102 108H101V106H99V107H97V105H95ZM12 107L15 110L12 109ZM106 107L107 106H105L103 109H105ZM53 108H56V109L54 110ZM95 108H94V110H90V111H93L95 114L93 112L91 113L89 111L92 114L91 115V120H92V118L94 120V117H92V116L97 115L96 112L97 113L99 112V110L96 111ZM108 108H107V110H108ZM109 110H111V107H110ZM112 110H113V108H112ZM101 111H104V110H101ZM105 112H107V111L105 110L101 114L107 115L110 111H108V113H105ZM119 112L121 113L122 111H119ZM3 113L0 114V118H2L1 116H3V118H5V120H6L7 118H6V116H4ZM112 113L110 115L108 114L109 116H105L104 115L105 118L108 117V119H110L112 117V115H113ZM115 113H116V111H115ZM43 115H44V117H43ZM88 115H89V113L87 112L86 117ZM116 115L113 116V117H115V119L117 117ZM69 116H70V118H69ZM104 116H100V120H102V118ZM118 116H119V114H118ZM88 117H90V116H88ZM122 117L124 118V116L121 115L119 117V119L122 118ZM197 117H196V120L197 121H201ZM34 118H36V119H34ZM192 118L194 120H192ZM95 119H96V116H95ZM97 119H99V117ZM108 119L106 118V120H108ZM115 119L113 118V122L114 123L116 121ZM176 119L177 118H175V120ZM189 119H191V120H188V116L186 117V119H184V118L181 119V120H183V122L185 121L184 123H186V124H183L182 122H180V118L177 119V121L179 120L178 123L180 124V126L189 125V127L187 126L185 128H190L191 122L194 123L196 120H195L194 117H190ZM100 120H99V124L96 122L97 124H95V125H99V126L100 125H105L106 123L109 122L108 121V122H106L104 124L103 123L100 124ZM175 120H174V122L176 124H178ZM1 121H4V119H1ZM110 121H111V123L109 122L108 126L110 124H112V120H110ZM197 121L195 123H197ZM203 123H201L202 126L204 125ZM116 124H117V122H116ZM77 126H79V127H77ZM91 126H86L85 127V131H87L86 128H88V127H89L88 130L90 132H91V129L93 131L94 127L93 126L91 127ZM111 126H113V125H111ZM115 126H116L115 129H116L117 125H115ZM90 127H91V129H90ZM155 127L157 128V126H154V129H155ZM95 128L97 129V127H95ZM99 128L100 127H98V129ZM104 128L109 133H111L110 129H112V132H114L113 131L114 126H113V128L112 127L110 129L108 128V130H107L106 127H104ZM191 128H193V127H191ZM78 129H76V130L78 131ZM100 129L103 130V132L105 130V129L102 128V126H101ZM202 129H203V132L201 131ZM80 130H81V128H80ZM172 130H174L172 132H175L176 134L179 133L177 131L178 130L177 128H173L172 127ZM89 131H87V132H89ZM95 131H93V132L95 133ZM103 132L101 131V134ZM140 132H138V133H140ZM94 133H92V134H94ZM96 133H100V132L97 131ZM134 133H136V132H134ZM137 135L139 136V134L136 133V135H134V137L136 138ZM187 135H188V132H187ZM3 138L0 139V143L3 142V144L2 143L0 144V147L9 146V145L13 144V142L16 143L17 142L16 140H18L16 137H15L16 138L15 139L13 136L10 137L11 139L9 138L10 140L7 139V137H5V139H7V140H5ZM13 138L15 139V141H13L14 140ZM190 139H191V141H190ZM209 140H210V142H209ZM197 141H198L199 145L196 143ZM60 142H62V141H60ZM64 142L65 141H63V143ZM138 142H136L137 145H138ZM59 143H57V144H59ZM57 144H55V145H57ZM148 144L149 143H147V145L146 144H142V145H144L143 148L141 147V145H139L140 146L139 148L142 149V151H141L142 154H140L141 152H137L135 150L136 148L133 151H136L137 154L139 153V156L143 155V152L147 148L149 149V146L153 147V145L151 143L149 144V146H148ZM196 144L198 145V147L196 146ZM145 145L148 146L146 149H145ZM60 146H61V144L58 146V148ZM139 148H138V151H139ZM153 149L155 150V148H152V150ZM58 150H59V152L61 151L60 153L62 154V152H65L63 150H66V149L63 148V150H61V148H60ZM175 151H173L172 153L169 152V151H166V152H167V154H171L172 156H175ZM130 152H132V151H130ZM66 153H63V155L66 154ZM181 153H183V154L181 155ZM183 156H184V158H183ZM173 162H175V163H173ZM181 165H186V166H184L185 169L184 168L181 169L182 171L180 170V168L183 167ZM175 167H176V170H174ZM173 171H175V172H173ZM174 178L177 181H175ZM172 187H174V188H172ZM152 191H154V192H152ZM166 191H167V193H166ZM125 195L126 196L128 195L129 198L131 197L130 201L134 199V198L132 199V197H134L133 193H132L133 196H130L131 193L130 194L127 193ZM125 195L123 196L124 198H126ZM128 196H127V198H128ZM121 197L122 196H120V197L118 196L117 197V200H116L115 204H117L118 201H119L118 204L121 203L122 201L123 202L127 201V199L125 200L123 197L122 198L124 200L121 199L122 200L121 201L120 200ZM154 198L155 199L157 198V199L155 200ZM149 199H150V201H149ZM151 200L154 203L151 202ZM149 202H151V203H149ZM151 212H152V214H150ZM129 214L130 213H128V214L126 213L125 214L127 216L126 218L129 217L128 216ZM125 215H124V217H125ZM126 218H124V219H126ZM134 218H135V221H137V220H139L140 217L139 216H135L132 219L134 220ZM147 223H148V225H147ZM76 226L79 227L80 229L82 227L80 225H76ZM76 226L74 227L75 229H70L69 228V230H67L68 232L65 231V233L67 232L68 234L67 233L65 234L64 232L61 233L62 235L60 236V239H63V242H62V240L59 241L61 243L58 242L59 244H61L60 245L61 247L63 245L61 250H60V248H59V250L57 249L60 252L59 255L63 256L65 254L68 257L69 254L72 253L71 254L72 257H70L71 256L70 255L69 259L66 256H64V257H66V260L68 259V261L70 260V258H73V255L74 256L77 255V256H75V259L77 257H80V255H82V254H80L81 252L78 253V251H75L74 249L77 250V247L76 246L73 247L71 244H74V245L83 244L82 243L83 242L82 239L85 238V237L88 238L87 234L80 235V231L83 228L81 230H79V228H78V231H79L78 232ZM169 226L171 227V229H170ZM146 227L149 229V231H147L148 229ZM70 231H72L73 235H71ZM140 232H141L142 235L140 234ZM82 233H84V231ZM85 233H87V232H85ZM154 233H156V234H154ZM78 234L80 235L79 237L82 236L81 237L82 238L81 239L82 242H79L80 238H78V237L77 238L79 240L77 239V243L71 242V241H76L75 237L78 236ZM151 234H153V235H151ZM66 235L69 236V239H68V236H66ZM123 235H125V234H123ZM63 236H64V238H61ZM72 236H74L75 240H74V238H72ZM70 237L72 238V240L70 239ZM131 237H133V238H131ZM65 238H67V239H65ZM86 238H85L84 241L88 240ZM89 240H90V237H89ZM64 242H66V243H64ZM69 242H71V243H69ZM78 242H79V244H78ZM146 242L148 243V245H147ZM59 244H58V247H59ZM64 245H65V249H64ZM69 246L71 248H68ZM81 246H83V245H81ZM81 246L78 247V248H81ZM143 247L145 249L144 250L145 252L142 249ZM132 248H134V249H132ZM68 249H70V250H69V252H66L67 254L66 253L61 254L62 251L63 252L64 251H68ZM71 249H73V252L71 251ZM57 250H56V253H54V254L59 253ZM121 250H122V252H121ZM123 250H124V252H123ZM103 251L106 254H104ZM138 251H140V252H138ZM141 251H143V252H141ZM100 252H102L103 254L101 253V255H100ZM137 253H138V255H137ZM54 254L52 256H55ZM117 254L119 255V257H118ZM57 255H56V257H58ZM105 255H107V256H105ZM135 255H136V257H135ZM101 256H102L103 259L106 258V260L105 259L102 260ZM60 257L61 256H59V258ZM131 257H133V258H131ZM141 257L142 258L144 257V258L142 259ZM63 258L62 259L60 258L61 261L63 260ZM98 258L100 260L96 262L95 259L98 260ZM117 258H119V259H117ZM140 258H141V260H140ZM126 259L128 261H126ZM117 260H120V261H117ZM124 261H125V263H122ZM129 261H130V263H129ZM133 261L134 262L136 261V262L134 263ZM62 262H65V261H62Z\"/></svg>","mask_w":264,"mask_h":264}]
</instances>
